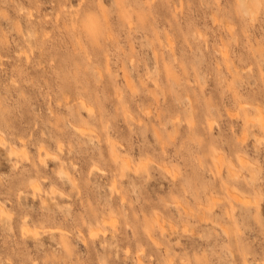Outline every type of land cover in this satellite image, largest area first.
Returning <instances> with one entry per match:
<instances>
[{"label": "clouds", "instance_id": "clouds-1", "mask_svg": "<svg viewBox=\"0 0 264 264\" xmlns=\"http://www.w3.org/2000/svg\"><path fill=\"white\" fill-rule=\"evenodd\" d=\"M0 264H264V0H0Z\"/></svg>", "mask_w": 264, "mask_h": 264}]
</instances>
